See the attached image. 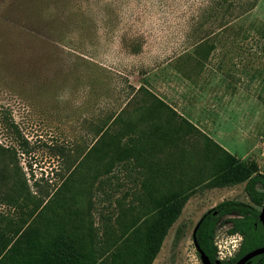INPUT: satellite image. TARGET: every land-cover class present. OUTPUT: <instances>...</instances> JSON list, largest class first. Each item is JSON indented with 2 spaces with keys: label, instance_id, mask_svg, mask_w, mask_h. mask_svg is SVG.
Wrapping results in <instances>:
<instances>
[{
  "label": "rangeland",
  "instance_id": "rangeland-1",
  "mask_svg": "<svg viewBox=\"0 0 264 264\" xmlns=\"http://www.w3.org/2000/svg\"><path fill=\"white\" fill-rule=\"evenodd\" d=\"M146 92L173 110V123L147 110ZM103 123L101 136L123 132L129 154L108 172L109 158L91 152ZM131 139L139 144L127 147ZM237 166L243 175L216 181ZM255 173L264 175V0H0L4 236L23 227L53 234L72 220L99 248L110 245L92 254L74 230L82 264H121L124 228L150 212L148 184L153 194L187 195L150 264H201L197 221L223 201L248 203L244 176ZM229 217L217 221L214 242L233 255Z\"/></svg>",
  "mask_w": 264,
  "mask_h": 264
},
{
  "label": "trees",
  "instance_id": "trees-1",
  "mask_svg": "<svg viewBox=\"0 0 264 264\" xmlns=\"http://www.w3.org/2000/svg\"><path fill=\"white\" fill-rule=\"evenodd\" d=\"M147 94L152 98V102L146 104L147 110L149 108L159 114L166 111L168 113H165L164 124L167 126L173 123L170 117L174 115L173 110L159 98L149 93ZM114 119L116 118H113L112 121ZM180 122L188 124L183 119ZM151 123L148 120V125ZM107 126V123L101 125L102 129H99L96 134L99 137L95 140L91 152L94 153L96 158H109L105 165V171L108 172L115 162L121 161L119 159L122 157H129V154L124 150L125 143L122 142L123 132L119 133L117 131L109 136L105 131L101 136L102 131ZM105 134L107 135V140L105 139ZM141 136H143V133ZM141 136H139V142L141 141ZM163 138L169 141V136L165 133L161 139ZM172 141H174L173 138ZM139 142L136 143L135 139H131L126 146L130 148L131 144L136 143L138 145ZM107 145L108 151L110 150L109 153L107 152ZM232 172L243 175L242 166L226 170L225 174L222 175V179H217L216 181H229V174ZM244 180L243 191L248 203L235 200L223 201L206 211L195 225L196 229L192 242L194 239L198 248L208 257L211 264H216V261H218V264H234L246 253L264 246V223L259 220V213L264 205V175L255 173L244 176ZM150 181L148 183H151ZM152 181V185H160L164 182L161 179ZM142 186L151 209L146 214V218L141 225H135L131 230L124 228L123 248L126 250L123 253L121 248V264H150L159 252L168 229L180 215L187 199V195L183 194V191L174 190L165 193L159 192V189L155 188L156 194H153L149 190L148 184H143ZM38 207V204L34 205L29 211V217L35 215ZM226 216H231L227 219L230 225L226 230V234L228 236L238 235L241 240L234 256L224 261L217 259L214 237L217 221ZM58 229L53 234L42 235L35 228L23 227L16 229L11 238H7L0 233V264H82L81 262L85 259L84 251L70 237L71 233L77 229L86 233L92 254L95 251H100L99 253L102 255L110 250L109 244L107 245L108 248H99L95 242L96 236L93 231L85 228L82 223L77 224L71 220L67 224L62 223L59 225ZM182 235L183 229L182 226H179L174 234L173 246L178 243ZM115 253L113 252V254ZM196 254L199 257V254ZM116 257L117 255H114V258L112 257L114 263L119 260ZM263 259L264 254L252 258L248 263L263 264Z\"/></svg>",
  "mask_w": 264,
  "mask_h": 264
},
{
  "label": "water",
  "instance_id": "water-1",
  "mask_svg": "<svg viewBox=\"0 0 264 264\" xmlns=\"http://www.w3.org/2000/svg\"><path fill=\"white\" fill-rule=\"evenodd\" d=\"M259 220L262 221L264 223V205L260 210L259 213ZM196 227V226H195ZM193 229L192 232V238L194 236V232H195V228ZM193 245L194 248L196 250V252L199 254V260L201 262V264H211V262L209 261L208 257L198 248V246L196 245L194 239H193ZM264 254V246L260 247V248H256L248 253H246L244 256H242L237 262H235L234 264H248V262L259 255ZM216 264H218V261L215 262Z\"/></svg>",
  "mask_w": 264,
  "mask_h": 264
},
{
  "label": "built area",
  "instance_id": "built-area-1",
  "mask_svg": "<svg viewBox=\"0 0 264 264\" xmlns=\"http://www.w3.org/2000/svg\"><path fill=\"white\" fill-rule=\"evenodd\" d=\"M237 237H238V245H239V243H240V240H241V238H240V236H238L237 235ZM215 243V242H214ZM216 244V243H215ZM232 257V255L230 254V252H229V249L226 247V249L225 250H220V249H218L217 250V259L218 260H228V259H230Z\"/></svg>",
  "mask_w": 264,
  "mask_h": 264
},
{
  "label": "flooded vegetation",
  "instance_id": "flooded-vegetation-1",
  "mask_svg": "<svg viewBox=\"0 0 264 264\" xmlns=\"http://www.w3.org/2000/svg\"><path fill=\"white\" fill-rule=\"evenodd\" d=\"M238 246H239V245H238ZM233 256H234V254L232 255V257H233ZM232 257H231V258H232ZM228 260H229V259H228ZM225 261H226V260H225ZM248 264H250V263H248Z\"/></svg>",
  "mask_w": 264,
  "mask_h": 264
}]
</instances>
